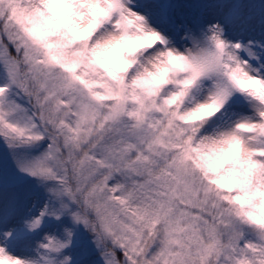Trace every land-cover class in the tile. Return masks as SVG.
Returning <instances> with one entry per match:
<instances>
[{
	"label": "snow or ice",
	"instance_id": "obj_1",
	"mask_svg": "<svg viewBox=\"0 0 264 264\" xmlns=\"http://www.w3.org/2000/svg\"><path fill=\"white\" fill-rule=\"evenodd\" d=\"M16 4L9 20L26 11ZM121 10L156 47L179 49V66L191 69L180 95L207 93L195 118L205 127L193 135L249 112L245 97L264 102V0H135ZM104 99L79 94L23 37L0 30V264H220L226 253L247 264L264 255L249 237L255 230L264 243V221L220 209L188 167L192 136L173 132L166 114L150 118L155 106L139 98L135 111L121 99L102 113Z\"/></svg>",
	"mask_w": 264,
	"mask_h": 264
},
{
	"label": "clouds",
	"instance_id": "obj_2",
	"mask_svg": "<svg viewBox=\"0 0 264 264\" xmlns=\"http://www.w3.org/2000/svg\"><path fill=\"white\" fill-rule=\"evenodd\" d=\"M134 2L18 0L26 11L17 21L9 20L16 0H0V30L7 25L23 37L35 58L52 62L56 74L73 81L79 94L104 97L102 113L121 99L128 111H135L139 104L134 97L148 108L155 106L147 113L150 118L163 119L166 114L164 123L171 120L173 132L182 130L184 140L192 136L191 144L185 145L192 157L188 167L220 209L242 208L264 221V102L245 97L249 112L224 114L210 130L193 135L190 129L205 127L195 118L204 110L200 105L209 102L207 93L180 95L183 89L178 85L190 78L191 69L179 66V49L173 45L170 56L168 46L156 47L148 29L134 15L122 12V4ZM258 235L249 232L250 239L264 247ZM46 242L37 241V247ZM228 255L220 264H230ZM244 259L260 264L264 255Z\"/></svg>",
	"mask_w": 264,
	"mask_h": 264
},
{
	"label": "rangeland",
	"instance_id": "obj_3",
	"mask_svg": "<svg viewBox=\"0 0 264 264\" xmlns=\"http://www.w3.org/2000/svg\"><path fill=\"white\" fill-rule=\"evenodd\" d=\"M8 41H7V39H6V36H5V43H7ZM13 54H15V53H13Z\"/></svg>",
	"mask_w": 264,
	"mask_h": 264
}]
</instances>
